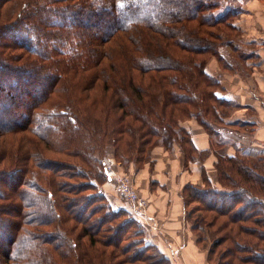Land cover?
<instances>
[{
	"label": "trees",
	"instance_id": "obj_1",
	"mask_svg": "<svg viewBox=\"0 0 264 264\" xmlns=\"http://www.w3.org/2000/svg\"><path fill=\"white\" fill-rule=\"evenodd\" d=\"M239 1L0 0V136L25 137L5 152L15 156L16 173L0 183V214L13 218L8 233L0 224L8 235L0 264H66L73 250L76 264H96L89 253L96 246L98 264H172L99 187L107 146L139 168L171 143L180 144L186 164L216 159V186L204 172L201 184L181 191L185 217L202 214L191 232L207 262L264 264V158L220 151L222 127L251 125L225 122L219 109L232 102L204 70L208 55L224 63L222 33H236ZM187 119L204 129L209 150L198 151L179 126ZM56 221L58 231H40ZM75 227V239L86 238L81 248L70 237ZM208 233L218 239L205 247Z\"/></svg>",
	"mask_w": 264,
	"mask_h": 264
},
{
	"label": "crops",
	"instance_id": "obj_2",
	"mask_svg": "<svg viewBox=\"0 0 264 264\" xmlns=\"http://www.w3.org/2000/svg\"><path fill=\"white\" fill-rule=\"evenodd\" d=\"M237 7L239 19L234 21V26L239 37L244 40L243 45L254 46L252 79L256 87L264 91V72H260L261 68L264 69V1L240 0ZM250 103L246 107L252 108L254 116L242 118V122L255 124L251 145L258 147L264 143V107H259L254 101ZM187 130L198 151L210 149L206 132L199 124L192 122V127ZM229 150H226V154ZM166 151L156 147L150 154L149 162L135 173L133 170L141 185L140 192L149 203V215L155 223V227L145 229V238L148 243L159 248L172 264H209L207 249L197 245L186 223L180 192L187 184H201L204 172L212 181L210 174L214 172L215 156L209 154L202 162H189L188 169L182 170L184 161L179 156L172 160ZM149 184H153L152 190Z\"/></svg>",
	"mask_w": 264,
	"mask_h": 264
},
{
	"label": "rangeland",
	"instance_id": "obj_3",
	"mask_svg": "<svg viewBox=\"0 0 264 264\" xmlns=\"http://www.w3.org/2000/svg\"><path fill=\"white\" fill-rule=\"evenodd\" d=\"M225 7L221 10L224 11ZM236 18H233V22L236 21L237 19H239L238 14H236L235 16ZM13 20V18H12ZM11 19H5L2 22H12ZM236 23V22H234ZM222 38H223V43H228L229 45L225 44L220 48V52L222 54V57L224 58V63L221 64L220 61H218V58L216 56H211L208 55L206 56L207 61L205 64V72L207 74H209L211 77H213L214 80L218 81V86L216 88V91L218 92V95L222 98L228 99L232 102V105L227 107L226 109H219L220 113L222 114V112L225 113L226 116H228L225 120V122L227 123L228 121H236L239 122V124L242 123V118H251L254 116V113L252 111L251 107H246V105H251V101H254L256 104H258L259 107H264V99H262L264 97V91H262V89L256 87L255 83L253 82L252 79V66H253V62H254V57H253V48L254 46H248L247 44H244V40L239 37L238 32H232V31H225L222 33ZM7 54L10 57H15L16 55L19 54V51H7ZM14 54V55H13ZM13 55V56H12ZM225 60L227 62H225ZM16 64H23L24 63V58H22L19 62H14ZM253 63V64H252ZM260 72H264V69L262 70V68L260 69ZM30 92H33L34 89L29 88ZM240 99V100H239ZM242 101V103H244V105H241L242 103H240ZM191 121V122H190ZM192 122L193 123H197V121L195 119H187V120H183L179 122V126H181L182 128H184L185 130L189 129L192 127ZM234 122V123H236ZM251 126L248 127H244V128H238L239 126L236 125L235 128H230L229 126H224V128L222 127L219 130V139L225 144V148L220 149L221 152H227L226 150L228 148H230L229 152L227 153L228 155L230 154V156H233L237 153V151H239L240 153H244L247 154V156L249 157V160L253 161L255 159H262L264 158V148H261L264 146L263 144H259L258 147H260L261 149H256L258 147H256L254 144L253 146L252 141H253V132H254V128L252 126V124H250ZM188 131V130H187ZM189 132V131H188ZM190 133V132H189ZM24 135V134H23ZM207 135V134H206ZM22 135H18V134H7L5 136H0V183L2 182L1 179L3 180V178H7L6 181H9L8 179V175H10L11 173L15 172V169L13 168V163L14 162V155L11 156V154H9L8 152L5 153L6 151L9 150H16V148H18L19 146H22L24 144V138H20ZM207 139L209 140L208 135L206 136ZM180 144L178 145L177 143H171L170 145L166 144L165 146H157L162 148V151L165 149L167 150L166 152H168L170 158L176 159L177 156H179L180 159L184 160V155L181 152L180 148H179ZM252 148H251V147ZM156 148V147H155ZM154 148V149H155ZM257 150V151H256ZM161 151V150H160ZM152 152V151H151ZM9 154V157L8 155ZM151 154V153H150ZM3 155H5V158H3ZM13 157V158H12ZM56 157V156H55ZM158 157V156H157ZM107 158H112L115 161V170L119 173L122 174L124 176H127L130 180H131V184L133 186V188L136 190V192L143 197L144 199L145 196L140 192V188L141 185H139V183L137 182V179L134 176V173L136 171H138L139 169H141L142 167L137 168L136 166L133 168L132 167V163H121L118 161V159L116 160L114 154H113V148L110 146H107L103 155V160L107 159ZM150 159V158H149ZM64 161L70 162V163H76V160L73 158H65ZM186 163H182V170H186L188 169V164ZM134 170V173H133ZM103 171V168H102ZM213 171V170H211ZM3 172V174H1ZM16 173V172H15ZM16 175V174H15ZM104 175V173H103ZM180 175V173H179ZM105 177V176H104ZM210 178L213 182V185H215V179H216V171L214 168V172H212L210 174ZM60 181H66L65 179L59 177ZM106 180V178H105ZM4 181V180H3ZM76 183H78V180L76 178ZM7 185H9L8 187L10 188V184L9 182H7ZM150 185V189L152 190L153 188V184H149ZM100 190H102L106 196L109 199V202L111 203L112 207L116 210L119 209V207L122 208H126L130 211L129 206L123 202V200L118 198V193L115 192L114 189V185L113 183H109L107 184V180L105 183H102L99 185ZM143 187V185H142ZM182 191V190H181ZM180 196H181V192H180ZM147 201V199H146ZM18 201H16L17 203ZM3 203V202H0ZM147 211L149 214V203L147 201ZM183 208V207H182ZM131 213V211H130ZM62 214V212H61ZM60 214V215H61ZM65 215V214H64ZM131 215V214H130ZM202 215L199 212H196L194 214H191L188 218H185L187 225L189 226L190 229H192V223L194 218L196 216ZM133 217V216H132ZM9 219H13L10 218V216H8V214H0V224L1 227L8 233V231H11V227L8 228L6 222ZM61 221V220H60ZM137 221V220H136ZM92 221H89L88 224H91ZM114 223V222H113ZM139 223V222H138ZM77 223H75L73 220L70 221L68 223L69 226H75ZM107 224V222H106ZM106 224L103 223L104 227H106ZM59 222L56 221L55 224H53V226H47L44 228H40V231H46V232H53V231H58V226ZM140 225L143 226L144 229V235L143 237H145V229L148 228L147 226H145L144 224ZM245 225H252L250 223H247ZM38 231V228H34ZM74 235L70 236L73 238L74 242L80 246V248L82 247V244H85L86 238H83L82 240H76V227L74 229ZM192 235L196 238V236H198V232L197 231H193ZM8 235H5V232L0 230V240H5V237ZM57 236V234H56ZM95 237H97L99 239L100 242H102L104 240V235L103 234H97ZM218 237L214 234H210L208 233V239L207 242L204 244L206 245L205 247L209 246L210 243H213V241L217 240ZM128 240H131V237L127 240H124L121 245L119 246L120 248L123 247V245H125L127 243ZM146 240V238H145ZM0 241V245L4 246V242ZM147 242V240H146ZM203 246V245H202ZM222 248V247H221ZM221 248H219L217 251L221 250ZM117 253V251H115ZM90 255L92 256L93 260H95V263L98 264V261L96 260L98 255L100 254V247H95V249H90L89 250ZM77 254L76 251L73 250L72 251V255L70 257H68L69 261H65L66 264H76V258ZM128 256V255H127ZM119 260L118 259H113V262H110V264L113 263H117ZM215 261V256L212 257V262ZM215 263V262H214Z\"/></svg>",
	"mask_w": 264,
	"mask_h": 264
},
{
	"label": "built area",
	"instance_id": "obj_4",
	"mask_svg": "<svg viewBox=\"0 0 264 264\" xmlns=\"http://www.w3.org/2000/svg\"><path fill=\"white\" fill-rule=\"evenodd\" d=\"M115 161L112 158L103 160V173L107 183H113L118 198L123 200L131 211V215L137 222L147 227H155L152 217L147 211V201L141 197L131 184V180L115 170Z\"/></svg>",
	"mask_w": 264,
	"mask_h": 264
}]
</instances>
